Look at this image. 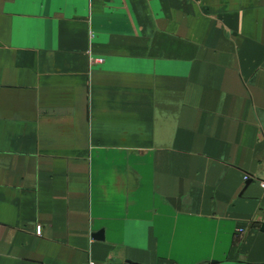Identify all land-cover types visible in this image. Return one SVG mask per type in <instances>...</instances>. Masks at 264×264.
I'll return each instance as SVG.
<instances>
[{
    "label": "crops",
    "instance_id": "0c3cea01",
    "mask_svg": "<svg viewBox=\"0 0 264 264\" xmlns=\"http://www.w3.org/2000/svg\"><path fill=\"white\" fill-rule=\"evenodd\" d=\"M92 263L264 264V0H0V264Z\"/></svg>",
    "mask_w": 264,
    "mask_h": 264
},
{
    "label": "built area",
    "instance_id": "2783aa9c",
    "mask_svg": "<svg viewBox=\"0 0 264 264\" xmlns=\"http://www.w3.org/2000/svg\"><path fill=\"white\" fill-rule=\"evenodd\" d=\"M99 60H101V59H99ZM92 264H94V263H92Z\"/></svg>",
    "mask_w": 264,
    "mask_h": 264
}]
</instances>
